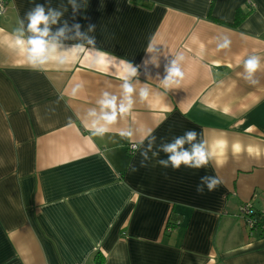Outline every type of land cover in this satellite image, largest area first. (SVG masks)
I'll return each mask as SVG.
<instances>
[{
	"label": "crops",
	"instance_id": "1",
	"mask_svg": "<svg viewBox=\"0 0 264 264\" xmlns=\"http://www.w3.org/2000/svg\"><path fill=\"white\" fill-rule=\"evenodd\" d=\"M75 3L7 0L0 15V264H264V0ZM36 4L63 12L53 33L68 25L67 62L43 71L26 66L12 35L22 19L30 35ZM238 8L248 13L235 27L208 16L230 22ZM180 54L183 80L166 91L165 67ZM251 55L261 58L254 84L243 79ZM121 61L138 67L132 110L94 136L88 113L102 93L122 98ZM149 129L154 151L189 129L224 141L225 163L173 171L149 152L141 167ZM204 175L222 184L198 194ZM246 202L261 220L252 230Z\"/></svg>",
	"mask_w": 264,
	"mask_h": 264
},
{
	"label": "clouds",
	"instance_id": "2",
	"mask_svg": "<svg viewBox=\"0 0 264 264\" xmlns=\"http://www.w3.org/2000/svg\"><path fill=\"white\" fill-rule=\"evenodd\" d=\"M72 4L73 12L78 6L75 0H69ZM66 11V9H65ZM63 12L48 7L42 4H36L32 9L25 13L27 20L26 31L30 35L25 38L24 20L19 21V27L14 29L13 37L14 43L18 48L22 49L26 56V66L33 71H43L45 66L51 62L56 61L59 64L67 62V56L60 53L61 48L60 38L64 37L68 28L67 22L60 27L55 33L52 32L51 26L58 24ZM74 27L79 35L80 25L76 24ZM95 25H89L88 31H93ZM88 44H94V38H88ZM229 41L225 38L224 44L221 47H227ZM146 51L153 53L156 51L152 42L149 43ZM184 60L182 54L177 55L165 67V75L160 81V86L167 90L178 88L184 77V72L181 69L180 62ZM123 64V80L122 84V98L112 95L109 92H103L101 98L97 101L99 105V112L95 109L89 111L88 115L93 118L91 132L94 136H104L109 132V126L116 123L118 116H127L133 107V93L135 91L131 80L138 75V67L127 61H121ZM152 63L158 66L156 57H152ZM261 67V58L256 55L249 56L243 62V79L250 83H256L254 76ZM80 86H78L79 88ZM148 89L144 88L140 92L141 99L148 97ZM123 137V134H121ZM147 137H151L147 148L140 152L141 160L140 166L147 167L150 157L149 152L152 153V158L160 157L163 153L165 158H159L156 161L160 167L164 169H172L178 171L181 167L200 170L208 168L212 163L217 168H220L225 163L222 159L224 153L222 148L224 141H214L209 143L208 140L202 137L194 129L186 130L182 135L174 136L171 140L165 142L164 137H160L161 143L154 151L153 146L156 143L157 136H155L151 129L148 130ZM146 137V138H147ZM132 171H137L135 165L132 166ZM222 184V180L215 175H204L200 177L199 183L196 185V192L204 194L213 192Z\"/></svg>",
	"mask_w": 264,
	"mask_h": 264
},
{
	"label": "built area",
	"instance_id": "3",
	"mask_svg": "<svg viewBox=\"0 0 264 264\" xmlns=\"http://www.w3.org/2000/svg\"><path fill=\"white\" fill-rule=\"evenodd\" d=\"M6 3L7 0H0V15L4 12ZM136 147V144L129 145L130 150H135ZM254 209V205L251 202H246L240 207V213L244 220V224L249 230L254 229L256 224V214L254 212Z\"/></svg>",
	"mask_w": 264,
	"mask_h": 264
},
{
	"label": "trees",
	"instance_id": "4",
	"mask_svg": "<svg viewBox=\"0 0 264 264\" xmlns=\"http://www.w3.org/2000/svg\"><path fill=\"white\" fill-rule=\"evenodd\" d=\"M247 13L248 12L247 11H244L242 8L236 9V11L234 13V18L230 22L229 21H222V20L216 19L215 17H213L211 15V12H209V15L208 16H209V18L211 20H213L215 22H218V23H221V24H224V25H229V26H234L235 27L236 25H238L240 23V21L246 16ZM255 223L256 224H255L254 229L257 228V227H259L260 224H261V220L259 219V216H257V215H256V222ZM172 225H174V224H172Z\"/></svg>",
	"mask_w": 264,
	"mask_h": 264
}]
</instances>
